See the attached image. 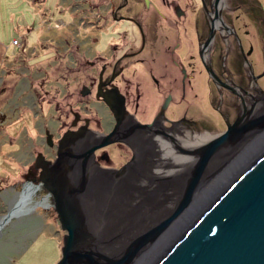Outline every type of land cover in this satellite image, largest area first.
Instances as JSON below:
<instances>
[{
  "label": "flooded vegetation",
  "instance_id": "flooded-vegetation-1",
  "mask_svg": "<svg viewBox=\"0 0 264 264\" xmlns=\"http://www.w3.org/2000/svg\"><path fill=\"white\" fill-rule=\"evenodd\" d=\"M81 1L82 46L67 50L55 85L28 84L24 101L50 104L55 123L29 147L22 179L38 182L36 158L54 161L66 132L83 130L89 146L112 132L117 121L104 98L124 106L120 140L94 151L105 173L116 170L107 147H126L133 162L137 132L209 133L206 123L222 133L228 122L264 116V0ZM147 142L141 147L150 150Z\"/></svg>",
  "mask_w": 264,
  "mask_h": 264
},
{
  "label": "water",
  "instance_id": "water-1",
  "mask_svg": "<svg viewBox=\"0 0 264 264\" xmlns=\"http://www.w3.org/2000/svg\"><path fill=\"white\" fill-rule=\"evenodd\" d=\"M104 100L117 121L112 132L89 146L83 130L68 131L54 161L36 158L41 170L34 184L52 197L66 231L56 264H130L191 201L211 156L264 129L260 116L228 122L219 134L137 132L133 162L105 173L94 151L120 140L124 106ZM144 138L150 150L141 147ZM148 264H264V142L240 158Z\"/></svg>",
  "mask_w": 264,
  "mask_h": 264
},
{
  "label": "rangeland",
  "instance_id": "rangeland-1",
  "mask_svg": "<svg viewBox=\"0 0 264 264\" xmlns=\"http://www.w3.org/2000/svg\"><path fill=\"white\" fill-rule=\"evenodd\" d=\"M85 20L81 0H0V219L30 187L35 191L33 202L44 197L48 202L0 227V264H56L61 257L66 231L60 227L52 197L21 178L24 163L31 158L29 147L41 141L43 125L52 127L55 122L50 104L44 101L39 106L24 99L31 80L45 78V89L55 85L54 70L68 64L67 50L83 44ZM204 126L211 134L219 132L218 124L216 129ZM106 151L116 169L131 160L126 147Z\"/></svg>",
  "mask_w": 264,
  "mask_h": 264
},
{
  "label": "bare ground",
  "instance_id": "bare-ground-1",
  "mask_svg": "<svg viewBox=\"0 0 264 264\" xmlns=\"http://www.w3.org/2000/svg\"><path fill=\"white\" fill-rule=\"evenodd\" d=\"M257 125H259V123L251 127H256ZM259 132L248 136L242 135L238 141L234 142V144H227L226 147L215 152L211 156L203 172L199 186L191 201L130 264H148L151 262V256L155 254L159 246L161 247L162 243H164L166 239L173 237L176 231H178L185 224L187 219L192 216L193 211L202 206L203 203L208 200L212 192L219 186L221 180H225L229 172H231L237 162L240 161V158L245 153L247 154L250 152V150L258 143L264 142V131H261V133ZM208 134L211 133H206V135ZM221 159L224 160L222 161ZM222 164L223 166L220 168ZM34 192L35 191L30 187L27 193H24L21 195V197H19L16 203L9 210L11 217L21 213L30 212L38 205H48L46 197L33 202ZM8 221L9 220L5 221V218L2 216L0 219V227H2Z\"/></svg>",
  "mask_w": 264,
  "mask_h": 264
}]
</instances>
